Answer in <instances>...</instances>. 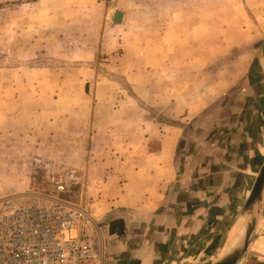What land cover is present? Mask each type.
I'll use <instances>...</instances> for the list:
<instances>
[{"label": "rangeland", "instance_id": "rangeland-1", "mask_svg": "<svg viewBox=\"0 0 264 264\" xmlns=\"http://www.w3.org/2000/svg\"><path fill=\"white\" fill-rule=\"evenodd\" d=\"M179 124L183 167L248 131L264 146V0H0V197L47 189L39 156L84 173L94 215L97 162ZM219 242L186 264L219 261Z\"/></svg>", "mask_w": 264, "mask_h": 264}, {"label": "crops", "instance_id": "crops-1", "mask_svg": "<svg viewBox=\"0 0 264 264\" xmlns=\"http://www.w3.org/2000/svg\"><path fill=\"white\" fill-rule=\"evenodd\" d=\"M168 128L177 132L169 146L161 138L142 140L149 155L125 164L115 161L116 166L112 160L94 166L101 175L94 174L87 189L93 190L98 223L92 264H186L212 251L218 241L220 249L227 246L264 160V146L248 131L233 155L199 148L183 167L184 159L177 157L185 146L183 129L180 124ZM165 148L171 154L165 155ZM118 220L121 230L117 224L111 230L121 232L109 233L108 224ZM235 264H264V200L252 240Z\"/></svg>", "mask_w": 264, "mask_h": 264}, {"label": "built area", "instance_id": "built-area-1", "mask_svg": "<svg viewBox=\"0 0 264 264\" xmlns=\"http://www.w3.org/2000/svg\"><path fill=\"white\" fill-rule=\"evenodd\" d=\"M34 163L47 189L0 197V264H92L98 223L84 173L39 156Z\"/></svg>", "mask_w": 264, "mask_h": 264}, {"label": "water", "instance_id": "water-1", "mask_svg": "<svg viewBox=\"0 0 264 264\" xmlns=\"http://www.w3.org/2000/svg\"><path fill=\"white\" fill-rule=\"evenodd\" d=\"M122 18H123V14L120 11L116 10L113 13L112 20L114 23H120L122 21ZM263 181H264V160L259 170L257 171L254 182L250 189L249 195L243 206V209H246L245 214L248 217V223H247V227H246L242 242L229 255L220 259L217 262H212L210 264H235L238 261V259L243 255L245 250L247 249L249 243L252 240L253 234H254L255 226L257 224V220L259 217L260 207H261L262 200L264 197L262 194ZM113 224H117L120 230L122 228L120 220L116 222H110L108 224L109 233H113V232L120 233L121 231L119 230H113V231L111 230V228L114 227Z\"/></svg>", "mask_w": 264, "mask_h": 264}, {"label": "bare ground", "instance_id": "bare-ground-1", "mask_svg": "<svg viewBox=\"0 0 264 264\" xmlns=\"http://www.w3.org/2000/svg\"><path fill=\"white\" fill-rule=\"evenodd\" d=\"M262 194L264 196V181L262 184ZM245 210L246 209H243L242 213L240 214L237 220L236 229L234 233H231L229 242L227 246L224 247L225 249L223 250L222 258L226 257L232 251H234L239 246V244L242 242L244 238L245 230H246L247 223H248V217L245 214Z\"/></svg>", "mask_w": 264, "mask_h": 264}]
</instances>
